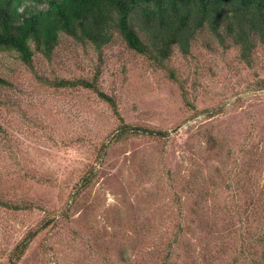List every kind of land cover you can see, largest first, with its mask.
<instances>
[{
    "label": "rangeland",
    "instance_id": "374dc122",
    "mask_svg": "<svg viewBox=\"0 0 264 264\" xmlns=\"http://www.w3.org/2000/svg\"><path fill=\"white\" fill-rule=\"evenodd\" d=\"M31 62L0 50V200L31 203L0 206V264L35 231L15 264H161L171 239L165 264H264V43L243 59L204 28L161 69L60 35ZM95 67L124 123L166 137L114 138L93 92L44 82Z\"/></svg>",
    "mask_w": 264,
    "mask_h": 264
},
{
    "label": "trees",
    "instance_id": "16d2710c",
    "mask_svg": "<svg viewBox=\"0 0 264 264\" xmlns=\"http://www.w3.org/2000/svg\"><path fill=\"white\" fill-rule=\"evenodd\" d=\"M204 28L218 42L238 45L240 56L246 59L256 40L264 43V0H0V50L14 53L27 67H31L36 53L49 60L60 35H64L91 49L99 60L101 48L114 36L119 37L127 49L144 56L152 66L165 69L172 49L187 55L195 35ZM98 75L95 67L89 78L55 77L44 82L54 88L93 92L117 120L114 138L142 133L151 137L164 133L166 137L165 132L124 123L113 99L98 89ZM1 84L7 81L0 76ZM181 97L188 104L183 91ZM0 206L23 210L31 203L0 200ZM259 222L264 246V216ZM29 233L12 247L6 264L19 260L36 231ZM172 241L167 243L161 264L169 258ZM260 257L264 260V249Z\"/></svg>",
    "mask_w": 264,
    "mask_h": 264
}]
</instances>
